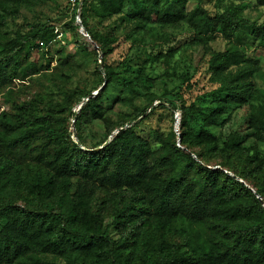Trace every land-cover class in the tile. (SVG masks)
<instances>
[{"label":"rangeland","instance_id":"rangeland-1","mask_svg":"<svg viewBox=\"0 0 264 264\" xmlns=\"http://www.w3.org/2000/svg\"><path fill=\"white\" fill-rule=\"evenodd\" d=\"M82 3L83 0H0V46L15 39L17 33H29L40 25H53L56 33L51 43L41 46L40 50L33 49L24 64H32L26 73H14L9 69L8 77L0 82V129L9 131V123L18 129H26L25 120L31 117H35L37 126L50 122L60 128L56 142L42 136L23 144L19 150L2 147L0 156L8 155L16 160L21 156L26 161L24 165L34 168L35 164H41L57 180L70 178L68 197L76 208L77 221L88 227L91 233H99L94 214L108 223L115 202L121 196L130 199L139 210L148 209L149 214L141 211L139 216L130 218V223L144 219L143 228L151 231L161 246L160 252L153 255V264L165 255L170 244H180L192 255L189 264H221L218 243L225 234L224 222L212 215L192 219L184 213L172 214L160 207L156 195L172 181L180 166L172 157L164 166L156 164L155 159L173 150L178 142L185 153L198 154L202 165L221 164L231 172L226 171L231 177L247 188L254 191L258 187L264 176V148L255 136V116L264 105V47L248 32L242 35L241 44L224 38L221 33L201 43L184 21L147 24L144 29L134 32V24L122 14L102 17L96 0H88L85 16L91 29L88 33L81 26ZM204 6L212 13L229 6L236 7L244 17L264 22V5L255 0H204ZM103 43L106 54H100L96 48ZM169 49L173 54L166 57ZM226 49L240 50L261 61L260 69L252 79L251 98L246 103L227 108L218 122L206 125L203 130L209 134L202 130L199 134L186 135L182 144L185 127L181 107L190 106L199 97L219 88L220 83L210 69L209 60L214 53ZM101 56L113 71L109 86L104 82L106 76L100 66ZM129 81L135 86L134 93L124 85ZM103 86L107 90V100H101L96 112H87L80 119L72 116V113L79 116L87 103L86 98H80L82 94L95 93ZM167 94L175 96L174 105L167 103L166 108H156L162 100L167 101ZM152 96L161 100L148 107ZM205 106H216V102L210 100ZM152 108L155 109L150 113ZM139 114L143 115L137 121L142 117L146 119L136 132L143 138L150 154L133 163L135 179L123 177L119 181L115 161H101L94 173L91 172L93 174L77 176L46 165L51 161H55L56 166L66 163L65 155L60 153L62 146L82 141L87 150L102 148L119 132L115 129L117 126L124 124L123 128H128L127 121H132L133 125ZM177 116L180 117L179 123ZM11 199L23 209L31 206L15 194ZM9 231L21 243L23 254L27 252L33 256L34 264L67 263L68 249L65 245L53 243L48 234ZM111 235L119 240L123 231L112 230ZM96 249L100 250L99 247ZM92 256L94 253L89 257ZM130 256V264H146L140 249ZM0 264L17 262L3 260Z\"/></svg>","mask_w":264,"mask_h":264},{"label":"trees","instance_id":"trees-1","mask_svg":"<svg viewBox=\"0 0 264 264\" xmlns=\"http://www.w3.org/2000/svg\"><path fill=\"white\" fill-rule=\"evenodd\" d=\"M96 1L102 17L122 14L134 24V32L144 29L147 24L184 21L194 30L201 43H204V39L221 33L224 38L241 44L242 35L248 32L264 47V22L258 23L244 17L236 7L229 6L221 12L212 13L204 6V0ZM255 1L264 5V0ZM81 6V26L91 33L90 25L85 20L88 0H83ZM55 38L53 25H40L32 28L29 33H17L15 39L1 45L0 82L8 77L9 69H13L14 73H26L32 64H24L32 55L33 49L40 50L41 46L51 43ZM97 46L103 54L107 53L104 43ZM172 54L173 50L169 49L166 57H171ZM260 63L258 58L248 57L240 50L226 49L211 56L210 69L220 86L199 97L197 104L181 107L182 125L185 127L182 132V144L185 143L186 135L199 134L206 125L218 122L227 108L250 100L252 79L260 69ZM103 71L106 76L104 82H108L109 86L112 84L113 71L105 62ZM131 83L132 81H129L124 85L134 93L135 86ZM105 87H101L99 99L91 97V91L82 94L80 98H86L87 103L81 108L79 116L74 113L72 116L80 119L87 112H96L101 106V100H107ZM174 97L167 94L165 100L168 102L162 100L156 108L173 106ZM157 100L161 99L152 96L148 107ZM210 100L215 101L216 106H205ZM154 109L152 108L150 113ZM256 112L255 136L264 148V105ZM142 115L136 116L133 125L132 121H127L130 125L128 128L124 129V124L117 126L115 129L119 132L102 148L87 150L82 141L62 146L60 153L65 155L66 163L56 166L55 161H51L46 165L77 176L93 174L101 161H115L119 169V181L123 177L127 180L135 179L133 163L144 160L150 154L143 138L136 132L146 119L142 117L137 121ZM25 123L26 129H18L10 123L7 124L9 131L0 129V148L11 147L19 150L23 144L41 139L42 136H47L53 142L58 141L60 128L52 123L45 122L42 127L37 126L35 117L25 120ZM203 131L209 134L207 130ZM183 150L184 147L176 142L173 150L170 149L168 153L155 159L156 164L164 166L169 164L172 157L173 162L180 166L172 181L163 187L161 194L156 195L157 204L172 214L184 213L192 219L212 215L224 222L225 234L218 243V260L221 264H264V176L258 187L252 191L231 177L228 173L230 171L221 164L202 165L198 154L192 151L185 153ZM25 162L21 156L19 160L8 155L0 156V262L12 260L17 264L35 263L31 254H23L22 245L15 235L10 233L11 230L22 234H48L53 243L65 245L68 249L69 258L66 264H130V254L136 249H140V255L146 264L154 263L153 255L160 252L161 246L151 231L143 228L144 219L130 223L132 216H139L142 212L149 214L148 209L139 210L130 199L121 196V199L115 202L113 216L108 223L105 224L98 214H94L99 233H91L88 227L77 221L76 208L71 205L68 197L71 189L70 178L57 180L45 166L35 164L36 166L31 168L24 165ZM217 166L220 168H215ZM197 173H200V176ZM14 194L29 202L30 208L17 206L11 199ZM118 229L123 231V235L116 240L111 232ZM141 234V238L138 237ZM104 242H107V245L103 246ZM92 253L95 256L89 257ZM191 261L192 255L183 250L180 244H170L165 255L156 264H189Z\"/></svg>","mask_w":264,"mask_h":264},{"label":"water","instance_id":"water-1","mask_svg":"<svg viewBox=\"0 0 264 264\" xmlns=\"http://www.w3.org/2000/svg\"><path fill=\"white\" fill-rule=\"evenodd\" d=\"M96 48H97L98 52H99L100 54H102V50H101L97 45H96ZM100 66H101L102 69L104 68V61H103V59H102V56L100 57ZM100 90H101V88H100L97 92L93 93V94L91 95V97L96 96V95L99 93Z\"/></svg>","mask_w":264,"mask_h":264},{"label":"built area","instance_id":"built-area-1","mask_svg":"<svg viewBox=\"0 0 264 264\" xmlns=\"http://www.w3.org/2000/svg\"><path fill=\"white\" fill-rule=\"evenodd\" d=\"M177 115H179V114H177ZM179 119H180V117H179V116H177V123H179Z\"/></svg>","mask_w":264,"mask_h":264}]
</instances>
